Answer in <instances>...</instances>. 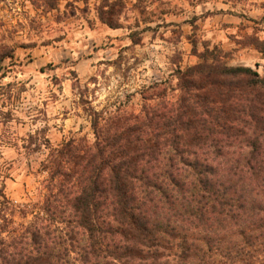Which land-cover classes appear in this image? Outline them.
<instances>
[{"label":"trees","instance_id":"1","mask_svg":"<svg viewBox=\"0 0 264 264\" xmlns=\"http://www.w3.org/2000/svg\"><path fill=\"white\" fill-rule=\"evenodd\" d=\"M100 1L118 28L125 0ZM202 58L175 101L157 84L138 114L91 109L95 141L51 148L41 202L0 190V264H264V76Z\"/></svg>","mask_w":264,"mask_h":264},{"label":"rangeland","instance_id":"2","mask_svg":"<svg viewBox=\"0 0 264 264\" xmlns=\"http://www.w3.org/2000/svg\"><path fill=\"white\" fill-rule=\"evenodd\" d=\"M100 2L0 3V190L15 203L42 201L51 148L95 141L91 109L138 114L157 84L175 101L179 72L215 48L264 76V0H125L118 28Z\"/></svg>","mask_w":264,"mask_h":264}]
</instances>
